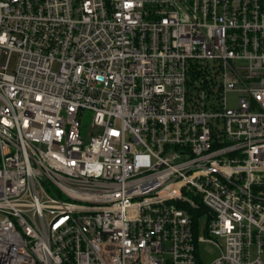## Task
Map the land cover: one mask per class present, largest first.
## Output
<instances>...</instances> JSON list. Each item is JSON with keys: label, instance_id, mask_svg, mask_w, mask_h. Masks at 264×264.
<instances>
[{"label": "built area", "instance_id": "built-area-1", "mask_svg": "<svg viewBox=\"0 0 264 264\" xmlns=\"http://www.w3.org/2000/svg\"><path fill=\"white\" fill-rule=\"evenodd\" d=\"M199 243L264 264V0H0V264Z\"/></svg>", "mask_w": 264, "mask_h": 264}, {"label": "rangeland", "instance_id": "rangeland-1", "mask_svg": "<svg viewBox=\"0 0 264 264\" xmlns=\"http://www.w3.org/2000/svg\"><path fill=\"white\" fill-rule=\"evenodd\" d=\"M16 63V55H13V58L10 62V69L15 67ZM237 104V94L234 92H231L228 94V105L231 107H234ZM91 121V113L87 114L85 123L89 124ZM205 219V216L202 217L199 220V227L200 230L204 226L203 220ZM220 250L213 244L209 243H199L198 244V255L202 263L209 264L218 254Z\"/></svg>", "mask_w": 264, "mask_h": 264}]
</instances>
